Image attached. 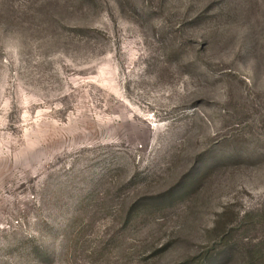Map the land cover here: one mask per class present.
I'll return each mask as SVG.
<instances>
[{
    "label": "rangeland",
    "instance_id": "374dc122",
    "mask_svg": "<svg viewBox=\"0 0 264 264\" xmlns=\"http://www.w3.org/2000/svg\"><path fill=\"white\" fill-rule=\"evenodd\" d=\"M0 264H264V0H0Z\"/></svg>",
    "mask_w": 264,
    "mask_h": 264
}]
</instances>
